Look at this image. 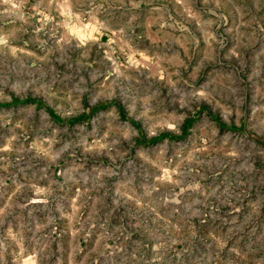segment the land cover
<instances>
[{
	"label": "rangeland",
	"instance_id": "374dc122",
	"mask_svg": "<svg viewBox=\"0 0 264 264\" xmlns=\"http://www.w3.org/2000/svg\"><path fill=\"white\" fill-rule=\"evenodd\" d=\"M144 2L0 0V264H264V0Z\"/></svg>",
	"mask_w": 264,
	"mask_h": 264
},
{
	"label": "crops",
	"instance_id": "0c3cea01",
	"mask_svg": "<svg viewBox=\"0 0 264 264\" xmlns=\"http://www.w3.org/2000/svg\"><path fill=\"white\" fill-rule=\"evenodd\" d=\"M70 6V16L73 17H88L93 23L102 22L99 10H106V14H113L114 10L120 8H137L145 6L144 0H65ZM74 4V5H73ZM159 6L158 3H153L152 7ZM87 9V10H86ZM110 32V31H109Z\"/></svg>",
	"mask_w": 264,
	"mask_h": 264
},
{
	"label": "trees",
	"instance_id": "16d2710c",
	"mask_svg": "<svg viewBox=\"0 0 264 264\" xmlns=\"http://www.w3.org/2000/svg\"><path fill=\"white\" fill-rule=\"evenodd\" d=\"M189 125H190V123L188 122V120H186V121H184L183 122V125H182V129H181V131H184V130H186L188 127H189ZM164 135H159L158 137L159 138H162ZM168 138H174V136H172V135H166ZM153 141V139H151L150 140V142H152Z\"/></svg>",
	"mask_w": 264,
	"mask_h": 264
}]
</instances>
